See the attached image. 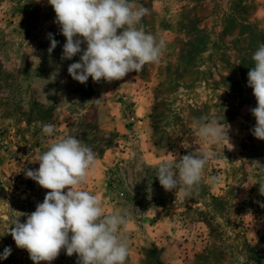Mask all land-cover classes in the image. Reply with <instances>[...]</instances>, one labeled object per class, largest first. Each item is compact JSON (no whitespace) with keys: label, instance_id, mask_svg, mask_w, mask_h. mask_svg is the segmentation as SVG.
<instances>
[{"label":"rangeland","instance_id":"rangeland-1","mask_svg":"<svg viewBox=\"0 0 264 264\" xmlns=\"http://www.w3.org/2000/svg\"><path fill=\"white\" fill-rule=\"evenodd\" d=\"M137 2L150 10L144 30L166 42L159 63L81 84L67 72L79 55L61 59L65 37L47 0H0V253L12 249L0 264H33L7 227L49 191L24 174L39 167L34 156L69 134L97 153L81 189L105 214H131L126 264H264V174L255 163L264 166V140L250 131L256 100L247 86L251 55L264 44V0ZM48 33L59 41L51 53ZM204 115L229 126L232 148L200 140L193 121ZM43 124L55 134L42 135ZM195 149L208 156L205 177L219 182L205 180L181 203L159 184L156 166ZM40 264H77V256L61 250Z\"/></svg>","mask_w":264,"mask_h":264},{"label":"clouds","instance_id":"clouds-1","mask_svg":"<svg viewBox=\"0 0 264 264\" xmlns=\"http://www.w3.org/2000/svg\"><path fill=\"white\" fill-rule=\"evenodd\" d=\"M55 13L54 23L65 37L61 59L71 60L67 72L84 84L122 80L127 74L141 72L146 64L159 63L166 42L141 25L150 10L137 0H47ZM49 53L56 48L52 33L47 34ZM82 45L84 47H82ZM254 66L247 73V86L252 89L256 107L250 108L255 125L250 130L258 140H264V44L251 55ZM228 128H223L215 115L196 118L193 129L204 143H229ZM55 126L42 125V135L53 136ZM188 145L185 149H190ZM97 153L75 135L61 136L38 152L32 163L36 169L25 171L26 178L49 191L43 202L31 213L17 212L6 234L19 249L26 250L33 264L51 262L64 251L77 256V264H126L129 241L123 235L130 213L121 208L105 214L101 201L81 185L94 167ZM207 154L197 149L185 155L173 153L156 166L157 179L166 192H173L184 203L197 192L202 183L215 185L219 178L205 177ZM264 174V166L255 162ZM259 194L264 196V175L259 182ZM67 189L66 191H63ZM264 207V205H261ZM26 216L23 222L19 217ZM12 249L5 247L0 260L7 259Z\"/></svg>","mask_w":264,"mask_h":264}]
</instances>
